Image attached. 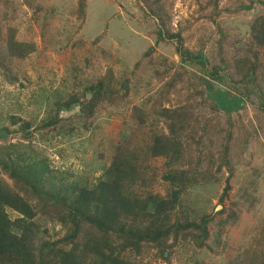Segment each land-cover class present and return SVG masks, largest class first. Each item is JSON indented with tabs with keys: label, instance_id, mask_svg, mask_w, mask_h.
<instances>
[{
	"label": "trees",
	"instance_id": "16d2710c",
	"mask_svg": "<svg viewBox=\"0 0 264 264\" xmlns=\"http://www.w3.org/2000/svg\"><path fill=\"white\" fill-rule=\"evenodd\" d=\"M7 1L0 0L5 4ZM137 1L151 20L155 42H170L180 59L179 67L171 74V65L158 58L149 59L150 65L163 66L153 67L154 76L161 82L156 92L160 106L154 114L162 127L145 132L146 109L134 104L127 121L129 128L113 145L109 164L88 183L70 179L49 164L30 137L34 122L14 113L1 117L5 123H0V264H151L150 259L145 261L150 252L171 264L177 248L189 249L194 256L204 248H219L223 241L221 227L228 218L236 217L234 210L227 218L217 219L198 212L190 194L193 187L218 183L223 176L221 170H226V183L218 200L227 197L234 172L229 154L233 119L240 120L246 106H251L258 117L264 114V8L247 22L246 38L233 44H228L232 40L217 25L218 46L206 58L203 44L198 50L185 44L183 31L190 21L185 25L180 22L174 30L172 12L165 7V0ZM257 1L264 6V0ZM196 3L200 15L213 21L223 12L250 8L253 1L220 8L218 0ZM86 6V0H77L75 14L81 22ZM34 49L33 42L19 40L16 28L4 27L1 21L0 77L17 82L14 60L24 59ZM151 50L145 49L129 75L117 83L107 72L103 78L83 84L82 89L69 91L65 99L59 94L34 129L50 128L54 135H70L77 128H87L103 104L126 101L135 71L149 69L142 58H147ZM178 83L186 90L185 102L179 98V103L165 106L163 102L170 100L171 92L181 95ZM73 108L76 111H71ZM64 110L71 112L60 116ZM14 124L19 129L11 128ZM18 130L23 136L14 142L10 135ZM221 134V140L215 142ZM39 136L46 138L47 134ZM159 157L166 167L161 175L164 194L151 190L154 173H149L148 160ZM239 190L244 204L257 205L256 187L249 185L247 189L242 184ZM8 211L16 216L11 218ZM48 223L60 227L55 230ZM211 225L217 229L211 230ZM262 238L263 249L255 250L249 261L264 257V233ZM239 261L237 257L227 264Z\"/></svg>",
	"mask_w": 264,
	"mask_h": 264
},
{
	"label": "rangeland",
	"instance_id": "374dc122",
	"mask_svg": "<svg viewBox=\"0 0 264 264\" xmlns=\"http://www.w3.org/2000/svg\"><path fill=\"white\" fill-rule=\"evenodd\" d=\"M86 1V15L82 22L75 14L77 0L0 2V23L3 21L4 27L14 26L19 40L33 42L35 46L24 59L14 60V68L18 71L17 82L10 83L0 77V123H5V119L1 117H8L12 113L25 121L34 122L30 128V137L34 140L33 145L48 157L49 164L70 179L92 183L101 174L103 167L109 164L113 145L120 139L121 133L129 128L127 121L130 120L134 104H142L146 109L145 132L148 131L149 134L151 129L162 127L161 122L155 120L154 114V110L160 106L156 100V92L159 91L161 82L154 76L153 67L162 69L163 66L150 65L149 59L158 58L171 65L169 74L179 67L180 59L170 42H155L151 20L139 8L142 3L137 0ZM197 1L165 0L164 5L171 9L174 30L180 22L185 25L190 21L188 29L183 31L185 44L194 50H198L203 44L202 51L206 58H210L218 46L217 25L226 32L227 39L232 40L228 44H233L246 38L244 32L247 30V22L264 8L257 0H218L219 8L232 7L238 2L247 5L253 1V4L250 8L223 12L210 21L197 11ZM148 47L152 50L142 61L149 64V69L137 70L135 75H131L130 82H134L126 101L103 104L92 124L84 129L77 128L70 135H54L50 128L34 129L47 116L52 102L56 97L59 98V94L65 99L70 94L69 91L82 89L83 84L103 78L107 72H111L112 82L117 83L122 76L129 75L133 64ZM181 86V83L176 85L181 90V95L171 92L170 100L163 102L165 106L179 103V98L182 103L185 102L183 94L186 90ZM74 108L71 111H76ZM246 108L247 111L240 115V120L233 119L231 126L229 154L234 172L228 182L227 197L221 202L218 200L226 183V170H221L223 176L218 183L193 187L190 194L198 212L211 214L217 219L227 218L234 210L236 217L228 218L221 227L220 236L223 241L219 248H204L196 256L189 249L177 248L170 258L171 264H227L237 257L241 260L238 264H264L263 256L256 257L254 261L248 260L255 250L263 249L264 114L258 117L251 106ZM70 112L61 111L60 116ZM13 127L19 129L16 124L11 126ZM40 134H47V137L40 138ZM22 136V132L18 130L10 138L15 142ZM221 138L222 134L218 135L215 142L218 143ZM148 164L149 173H154L152 192L164 194L161 177L166 168L164 159H150ZM253 175L255 181H250L252 183L249 184L247 179ZM242 184L247 189L249 185L252 189L256 187L255 192L259 197L256 206L250 207L243 203L239 196ZM222 208L224 211L219 214ZM8 212L11 218L16 216L14 211ZM48 225L55 230L60 227L58 224ZM210 228L217 229L212 225ZM149 259L151 264H166L152 252L145 256V261Z\"/></svg>",
	"mask_w": 264,
	"mask_h": 264
},
{
	"label": "water",
	"instance_id": "95a60500",
	"mask_svg": "<svg viewBox=\"0 0 264 264\" xmlns=\"http://www.w3.org/2000/svg\"><path fill=\"white\" fill-rule=\"evenodd\" d=\"M220 206V205H219ZM218 207V206H217Z\"/></svg>",
	"mask_w": 264,
	"mask_h": 264
}]
</instances>
